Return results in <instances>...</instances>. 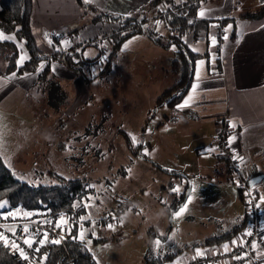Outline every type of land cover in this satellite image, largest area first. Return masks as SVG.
<instances>
[{"label":"rangeland","instance_id":"obj_1","mask_svg":"<svg viewBox=\"0 0 264 264\" xmlns=\"http://www.w3.org/2000/svg\"><path fill=\"white\" fill-rule=\"evenodd\" d=\"M70 1L50 0L65 16L72 11ZM233 1L236 6L240 0ZM35 2L40 12L47 9L42 8L43 0ZM151 2L142 0L134 6L130 0H91L89 4L82 0L80 17L59 19L34 14L33 30L37 37V30L43 31V41L38 37L43 51L52 52L61 46L69 49L73 42L94 39L83 50V58L99 56V60L89 70L83 69L91 79L86 84L76 76L55 73L69 96L68 106L51 109L45 94L34 84L18 105L15 124L11 118L3 123L4 116H0L1 139L2 135L10 137L6 132L12 130L1 125L14 128L11 141L5 142L4 151L8 153L2 159L16 178L33 187L58 184L56 175L65 180L86 179L94 189L95 194L85 203L89 207L82 225L83 241L97 264H142L149 248L157 254L182 251L180 255H190L193 249L187 246L230 230L246 213L225 162L212 150L207 151L213 136L210 125L190 121L177 107H156L157 99L175 82L170 71L174 47L165 50L143 35L134 36L122 44L108 71L93 78L105 69L110 51L107 40L97 37L112 31L111 24L94 23V18L102 14L143 15L159 21L160 9ZM227 5L229 0H208L203 8ZM155 26L160 34L167 35L162 24L156 22ZM75 29H79L76 40L63 38L60 46L54 39ZM223 29L230 33V22ZM183 39L188 42L189 37ZM200 45H191V49L201 52ZM4 65L0 61V67ZM119 131L126 132L131 140L135 137V155L127 149ZM250 172L252 169L243 172L245 178ZM260 184L262 180L251 190H260ZM183 194L188 210L173 219L172 213L178 208L171 212L169 207ZM80 234L81 228L79 238ZM204 248L208 247L195 249ZM180 255L166 264H178Z\"/></svg>","mask_w":264,"mask_h":264},{"label":"trees","instance_id":"obj_2","mask_svg":"<svg viewBox=\"0 0 264 264\" xmlns=\"http://www.w3.org/2000/svg\"><path fill=\"white\" fill-rule=\"evenodd\" d=\"M81 1L77 0L78 4ZM207 1L152 0V6L160 9L157 17H159L160 24L163 25L167 32L166 36L158 32L155 26L157 22L155 18H153L154 21H151V19L146 17L132 18L113 16L111 14L96 16L93 20L94 23L101 25L112 24L114 27L111 28L112 31L108 35L102 33L97 37L100 40H107V43L110 45V51L108 52V57L105 59V69L93 78L101 77V73L104 74L108 71L111 67V61L124 42L134 36L143 35L154 46L165 50L174 47L170 71L175 76V82L157 99L156 107L162 104H166L171 108L177 107L183 101L189 86L193 82L194 65L198 59L205 58L209 75H215L221 69L218 55H216L217 57L215 59L216 65L210 67L208 64L209 53L199 54L193 52L183 39L185 36H188L191 41H198L201 39V34L208 37L207 32L212 26L213 21L200 19L197 16L199 9ZM32 9L33 0H0V30L5 34H13L16 41L23 45L29 56L27 62L17 67L18 51L16 46L11 42L0 43V61L5 60L7 63L3 74L7 75L12 72H16L18 75L36 73L37 78L35 84L45 94L48 106L58 111L68 106L70 99L60 84V81L52 72L50 63L55 62L62 65L81 80L83 84L90 82L91 79L87 78L83 69L89 70L90 65L95 64L99 60V56L86 60L83 58V50L91 46L95 40L91 39L90 41L89 39L84 42H75L69 50H63L58 47L52 50L50 54L44 53L38 47L32 32ZM243 17L255 21L263 19L264 5L256 13ZM234 20V18L223 19L217 23L215 29L218 42L221 40L220 33H222V26ZM150 24H153V27ZM78 34L79 29H75L67 34H61L54 39L59 44L61 39L77 37ZM233 37L234 35H231V38ZM43 62L46 65L38 71L40 64ZM183 112L187 117L192 118V115H189L188 112ZM87 132L89 134L90 131L87 130ZM119 133L123 136L127 149L132 152V155H135L134 150L136 147H133L130 136L124 131H119ZM219 138V136H216V140ZM218 159H225L226 171L230 174L233 184L234 173L230 160L226 158L222 159L219 155ZM240 162L246 166L242 160ZM248 168V166L245 167L242 175H244L243 172L248 170ZM171 174L177 175L176 172H172ZM56 177L59 180L58 184L40 185L37 187L30 186L26 182L16 178L6 167L0 156V202L7 201L6 206L0 208V213L16 208L31 211L44 209L52 217L61 216V214L66 217L69 233L64 237L63 242L59 244H46L40 248L39 252L33 254L30 261L37 264H97L86 248L84 241L78 237L79 229L83 223L80 217H84L87 213V208L83 207V205L87 202L90 195L95 194V191L90 187V183L86 179L65 180L57 175ZM245 180L248 184V178H245ZM186 189H188V186ZM252 192L257 196H261L256 191ZM236 194L239 200L245 205L243 192L240 189H236ZM184 198L185 194L180 197H175L169 210L172 212L179 208L183 204ZM246 219L247 216L245 213L242 219L239 220L238 218L239 223L230 230L222 231L217 236L204 239L202 242L192 244L186 248L192 247L194 250L198 247H216L224 242L236 239L244 230ZM101 220L105 221L106 218ZM99 241H105V239H99ZM181 252L157 254L149 248L143 257L142 264H166L180 255ZM44 254L47 255V258L42 260L41 258ZM0 264H29V261H25L19 256L18 252L0 243Z\"/></svg>","mask_w":264,"mask_h":264},{"label":"crops","instance_id":"obj_3","mask_svg":"<svg viewBox=\"0 0 264 264\" xmlns=\"http://www.w3.org/2000/svg\"><path fill=\"white\" fill-rule=\"evenodd\" d=\"M130 1L134 6L142 2V0ZM206 3L203 5H206ZM69 4L72 7V11H70L68 16H65L66 14L59 12L58 6L50 2V0H43L42 8L46 7L47 9L41 12L35 0H33L31 27L38 47V37L40 41H43V31L39 32L37 30L38 37L34 33L32 25L33 15L40 12L44 14L43 17L45 18L54 16L64 19L72 15L80 17L81 8L77 0H71ZM203 5L199 9L197 16L200 19L213 21L212 26L207 32V36L209 37L201 34V39L198 41H191L189 39L186 43L190 49L191 45L201 44L200 48L202 51H197L196 53L204 54L208 52V64L210 67L216 65L215 59L216 55H218L221 69L219 73L209 75L205 58L198 59L194 65L193 82L180 104H183L190 95L193 96V99L189 102L188 107H184L183 109L177 107V109L192 115L190 121L194 123H201L205 126L210 125L213 136L210 147L207 149L209 152H212L214 149L213 152L218 155V152L214 148L216 136L221 131L224 132L227 146L230 148L232 154L238 160H241L239 157H243L242 162L249 167L248 169H252V172L248 173V180L262 176L260 190H256V192L260 193L262 198H264V17L258 21L243 17L256 13L264 5V0H240L236 6L233 0H229V5L221 6L220 8H210L209 10H205ZM201 12L204 14L201 15ZM235 14L237 16H234ZM139 17L145 16L139 15ZM230 18L235 19L230 22L232 31L230 33L225 32L222 26V33H220L221 40L218 42L215 27H217L219 21ZM109 27L113 28L114 26L111 24ZM0 32L2 31L0 30ZM4 35L14 37L13 34L4 33ZM231 35H234V37L231 38ZM225 36L227 39H225ZM213 37L216 40L215 44L209 41ZM69 39L76 40V37H70ZM61 41L59 42L60 46ZM4 42H11L16 46L18 51L17 67L22 66L28 61L29 56L26 50L22 44L16 41L15 37L14 39L0 40V43ZM61 48L63 50L70 49H65L63 46ZM41 51L43 50L41 49ZM43 52H47V54L51 53L49 50ZM213 52H215V55ZM21 56L25 57L22 62ZM213 58L215 59L212 60ZM3 61L5 65L0 67V116H4L1 118L3 123H6L5 120L7 118H11V123L15 124L18 105H21L25 101L28 90L35 84L37 76L36 73L18 75L16 72L4 75L3 71H5L7 64L5 60ZM45 65V62L41 63L38 71ZM50 67L54 74L59 71L66 73L69 77H75L73 73L64 69L58 63L52 62L50 63ZM197 71L200 74L199 80L196 75ZM13 73L16 74L15 77L12 76ZM193 84H198L195 93L192 92ZM232 125H235V127ZM1 127L12 129L6 132V134L12 137V131H14L13 125H1ZM10 137L2 135V139L0 138V156L2 158L5 156V153H8L4 151V148L5 142L11 141ZM232 137H235V139L229 144V140ZM14 149H16V146ZM219 157L222 159L226 158L223 155H219ZM222 161L226 163L225 159ZM262 202L260 212L264 226V199H262ZM234 241L236 242L235 239H232L216 247L204 248L200 251L203 255L199 256L205 258L213 252L219 251L229 253L230 249L235 245ZM225 245H228L227 251H225ZM196 249L190 255H180L178 264H183L186 262V258L189 259L193 255H197L198 250Z\"/></svg>","mask_w":264,"mask_h":264},{"label":"built area","instance_id":"obj_4","mask_svg":"<svg viewBox=\"0 0 264 264\" xmlns=\"http://www.w3.org/2000/svg\"><path fill=\"white\" fill-rule=\"evenodd\" d=\"M218 136L220 138L216 140L214 148L218 152V155H223L230 160L231 168L234 173L233 185L236 189H240L243 192L246 216L248 214L250 216H247L246 226L241 234L235 239L236 243L230 249L229 253L221 251L213 252L205 258H203V256L194 255L189 259L186 258V262L183 264H207V262H209V264H264V226L260 212V206L263 203L262 196L255 195L247 184L245 176L242 175V171L246 166L241 164V160H238L228 149L227 142L224 139V132L221 131ZM17 210H19V213H17ZM9 212L16 213V215L5 219L4 217L7 216ZM26 212L32 213L30 218L23 216V213ZM59 218L60 216L52 217L49 212L44 209L31 211L16 208L0 213V232L8 237L10 241L15 240L29 256V264H32L33 261L30 260L36 252L34 249L40 246L34 243L33 248L29 249L24 245L23 240L27 235L23 232L24 226H28L29 232L36 241H39L42 238V233L47 232L49 234V239H55L62 236L63 239L60 242L62 243L64 237L69 233V226L67 223H61L59 228L55 227ZM13 231L15 232V235H13ZM247 232H251L252 234L250 236L245 235ZM242 241L243 244H241ZM252 243L257 244L255 250L251 247ZM6 247L14 250L10 246ZM237 257L241 258L237 259Z\"/></svg>","mask_w":264,"mask_h":264},{"label":"snow or ice","instance_id":"obj_5","mask_svg":"<svg viewBox=\"0 0 264 264\" xmlns=\"http://www.w3.org/2000/svg\"><path fill=\"white\" fill-rule=\"evenodd\" d=\"M83 2H84L85 4H89V3L91 2V0H83ZM200 14L203 15L204 13L201 12ZM159 23H160V22L157 21V24H159ZM8 39H14V37H11V36H5L3 32H0V40H8ZM45 39L48 40V43H49L50 45L52 44V41H51L50 39H48L47 34H45ZM225 39H227L226 36H225ZM65 43L67 44L68 42H65ZM212 43H213V44L216 43L215 37L212 38ZM125 47H127V45H125ZM24 58H25L24 56H21V62L23 61ZM201 63H202V62H201ZM15 75H16L15 73L12 74L13 77H15ZM196 75H197V79L199 80V76H200L199 71H197V74H196ZM197 87H198V84H193V85H192V92H193V93H195ZM192 99H193V96L190 95L189 98H188L187 100H185L183 104H180V105H178L177 107H178V108H181V109H183L184 107H188V106H189V102H190ZM232 126L235 127V125H232ZM234 139H235V137L230 138V140H229V144H231L232 141H233ZM132 141H133V145L135 146V144H136V139H135V137H132ZM213 151H214V149H213ZM239 159L242 160L243 157H239ZM173 191H174V192H179V188H174ZM262 199H264V198H262ZM188 201H189V202L191 201V194H189V196H188ZM6 204H7V201L0 202V208H4V207L6 206ZM83 207L87 208V207H89V205H88V204H84ZM187 210H188V203H184L182 206H180V207L178 208L177 211H175V212L172 213V218H173V219L180 218V217H181V216H182ZM17 213H19V210H17ZM14 215H16V213L9 212V213L7 214V216H5L4 218L7 219L8 217H11V216H14ZM31 215H32V213H30V212L23 213V216L26 217V218H30ZM89 218H90V217H89ZM85 219H86V217H83V216L80 217L81 222H83ZM61 223H67V219H66V217H65L63 214H61V216H60V218H59V221L55 224V227L59 228V227L61 226ZM109 227L111 228L112 225H109ZM23 232H24L25 234H27V235H26V238H24V240H23V243H24V245H26L27 248H29V249H32V248H33V244H34V243L38 244L40 247H43L44 245H46V244H48V243H51V244H59V243L61 242V240L63 239L62 236L59 237V238H55V239H49V234H48L47 232H44V233H42V238H41L39 241H36V240L34 239V237L31 235V233L29 232V228H28L27 225L24 226V228H23ZM251 234H252L251 232H247V233H245V235H248V236H250ZM13 235H15V232H14V231H13ZM80 239H81V240L84 239V229H83V225H82V224H81V234H80ZM0 243H2L4 246H10L12 249H14L15 251L19 252L20 256H21L25 261H29L30 258H29V256L26 254L25 250H24L23 248H21V247L16 243L15 240H11V241H10V240L8 239V237H6L2 232H0ZM155 243H156V246H157V247H160V241H159V240H157ZM233 243H236V242L234 241ZM241 244H243V241L241 242ZM40 247L35 248L34 251L39 252V251H40ZM251 247H252V249L255 250V249L257 248V244H256V243H252V244H251ZM224 248H225V251H227V250H228V245H225ZM197 255H198V256H199V255H203V253L200 252V251L198 250V251H197ZM46 258H47V255L44 254V255L42 256L41 259L44 260V259H46ZM240 258H241V257H237V259H240Z\"/></svg>","mask_w":264,"mask_h":264},{"label":"water","instance_id":"obj_6","mask_svg":"<svg viewBox=\"0 0 264 264\" xmlns=\"http://www.w3.org/2000/svg\"><path fill=\"white\" fill-rule=\"evenodd\" d=\"M262 179V176H258L255 178H252L251 180H249L248 185L249 187L254 186L256 183H258L260 180Z\"/></svg>","mask_w":264,"mask_h":264}]
</instances>
